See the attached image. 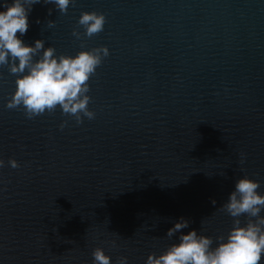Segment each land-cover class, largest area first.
<instances>
[{"label": "water", "instance_id": "1", "mask_svg": "<svg viewBox=\"0 0 264 264\" xmlns=\"http://www.w3.org/2000/svg\"><path fill=\"white\" fill-rule=\"evenodd\" d=\"M82 12L103 31L86 35ZM29 23L25 42L57 56L109 55L80 124L5 108L16 76L0 65V264H92L97 247L145 264L181 216L185 232L226 235L237 179L264 193V0H72L34 5Z\"/></svg>", "mask_w": 264, "mask_h": 264}, {"label": "clouds", "instance_id": "2", "mask_svg": "<svg viewBox=\"0 0 264 264\" xmlns=\"http://www.w3.org/2000/svg\"><path fill=\"white\" fill-rule=\"evenodd\" d=\"M72 0H0V65H8L16 76L14 90L6 98L5 108L22 109L28 119L57 109L64 115L75 116L76 123L83 122L80 113L89 119L94 113L88 110L91 97L88 81L109 55L107 47L81 51L75 56L56 55L55 48L45 47V41L36 39L26 43L24 37L30 27L29 16L33 6L51 4L66 14ZM53 8L48 9L51 15ZM37 24L40 20L37 18ZM86 28V35L103 31L106 18L102 13L82 12L78 21ZM55 21L49 20L48 26ZM102 53V55H101ZM66 122L61 124V128ZM12 168L19 167L15 159H9ZM5 161L0 160V167ZM258 180L247 175L237 179L233 190L220 209L233 218L232 227L226 235L215 241L195 228L190 221L179 217L167 229L168 245L159 255L150 253L145 264H261L264 259V193ZM215 205L216 201L212 200ZM251 217L242 223L239 217ZM215 243V247L213 244ZM92 264H112L111 257L103 248L92 251ZM118 264H128L123 256Z\"/></svg>", "mask_w": 264, "mask_h": 264}]
</instances>
